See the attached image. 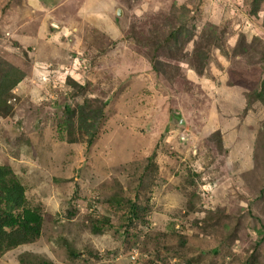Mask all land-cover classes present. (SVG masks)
Masks as SVG:
<instances>
[{
  "label": "rangeland",
  "instance_id": "rangeland-1",
  "mask_svg": "<svg viewBox=\"0 0 264 264\" xmlns=\"http://www.w3.org/2000/svg\"><path fill=\"white\" fill-rule=\"evenodd\" d=\"M10 64L0 164L42 225L0 264H264V0H0Z\"/></svg>",
  "mask_w": 264,
  "mask_h": 264
},
{
  "label": "trees",
  "instance_id": "trees-1",
  "mask_svg": "<svg viewBox=\"0 0 264 264\" xmlns=\"http://www.w3.org/2000/svg\"><path fill=\"white\" fill-rule=\"evenodd\" d=\"M24 76V72L10 64L0 72V114L4 116L9 111V104L6 102V94L9 90ZM103 105L105 103L103 102ZM86 110H80L77 105L70 107L68 103H64L65 114L57 127L58 134L68 136L69 141H73L74 131L84 128V132L88 134L89 141L96 130L94 128L93 119L97 117L96 111L103 113L102 108H92L84 103ZM95 109V110H94ZM95 112H92V111ZM92 112V113H91ZM87 117L89 121L77 123L81 116ZM90 115V116H87ZM174 116H169V124H176ZM70 136V137H69ZM131 198L122 199L119 196L113 197L109 203L116 210L122 209L127 205L129 215H135V206L129 202ZM42 215L37 207L30 206L25 196V185L20 181L17 175L12 171L8 164H0V253L18 244L33 241L38 238L41 231ZM91 227L98 232L101 225L98 221L92 222ZM159 262H150V264H163V259L158 258ZM39 264H49L43 260Z\"/></svg>",
  "mask_w": 264,
  "mask_h": 264
},
{
  "label": "water",
  "instance_id": "water-1",
  "mask_svg": "<svg viewBox=\"0 0 264 264\" xmlns=\"http://www.w3.org/2000/svg\"><path fill=\"white\" fill-rule=\"evenodd\" d=\"M117 11V13L119 14V10H116Z\"/></svg>",
  "mask_w": 264,
  "mask_h": 264
}]
</instances>
